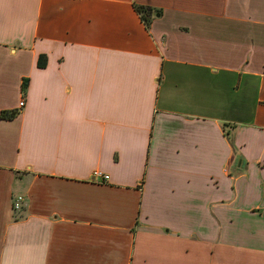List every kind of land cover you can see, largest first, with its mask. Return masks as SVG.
Segmentation results:
<instances>
[{
	"label": "crops",
	"instance_id": "crops-1",
	"mask_svg": "<svg viewBox=\"0 0 264 264\" xmlns=\"http://www.w3.org/2000/svg\"><path fill=\"white\" fill-rule=\"evenodd\" d=\"M0 264H264V0H0Z\"/></svg>",
	"mask_w": 264,
	"mask_h": 264
},
{
	"label": "trees",
	"instance_id": "trees-1",
	"mask_svg": "<svg viewBox=\"0 0 264 264\" xmlns=\"http://www.w3.org/2000/svg\"><path fill=\"white\" fill-rule=\"evenodd\" d=\"M136 11L140 14L142 21L145 23L147 29L150 28L151 18H152V10L147 7L136 6ZM47 65V57L45 55L40 56L38 60V67L43 69ZM28 88V81L25 80L23 83L22 91L25 94ZM19 114V111H4L1 114V118L4 120H13Z\"/></svg>",
	"mask_w": 264,
	"mask_h": 264
},
{
	"label": "built area",
	"instance_id": "built-area-1",
	"mask_svg": "<svg viewBox=\"0 0 264 264\" xmlns=\"http://www.w3.org/2000/svg\"><path fill=\"white\" fill-rule=\"evenodd\" d=\"M25 105V102L22 101L20 103V107H23ZM95 177L98 178H102L104 181H107L109 179L108 176H104L102 175V173H96ZM24 205H25V198L22 195H18L16 197H14V203H13V207H14V212L15 213H21L24 209Z\"/></svg>",
	"mask_w": 264,
	"mask_h": 264
}]
</instances>
